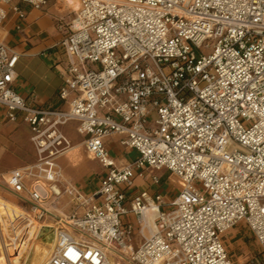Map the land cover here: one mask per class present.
<instances>
[{
	"label": "built area",
	"instance_id": "built-area-1",
	"mask_svg": "<svg viewBox=\"0 0 264 264\" xmlns=\"http://www.w3.org/2000/svg\"><path fill=\"white\" fill-rule=\"evenodd\" d=\"M12 1L0 0V26L11 5L18 31L21 4H48ZM76 1L59 23L67 110L28 105L11 85L19 54L0 44V107L29 126L36 155L0 176L22 214L0 224V239L48 226L55 239L42 264H233L224 234L242 222L264 264V0ZM71 122L105 170L92 194L58 162L74 147L62 130ZM112 136L136 158L118 166ZM162 170L181 183L170 203L155 189ZM135 178L148 187L132 193ZM64 195L76 204L70 214L59 208Z\"/></svg>",
	"mask_w": 264,
	"mask_h": 264
},
{
	"label": "crops",
	"instance_id": "crops-1",
	"mask_svg": "<svg viewBox=\"0 0 264 264\" xmlns=\"http://www.w3.org/2000/svg\"><path fill=\"white\" fill-rule=\"evenodd\" d=\"M50 1L51 0H48V3ZM57 1H59L60 4L63 1L66 2L67 0ZM71 1L72 5L71 9H69L70 11L67 17L68 21L71 19V15L78 7V3L75 0ZM17 2L18 0L14 4ZM21 7L26 12V19L23 21L22 31L16 30L17 18L14 12L11 10V5L6 6L7 18L0 26V44L8 45L19 54L11 84L12 88L25 100L28 105L32 107L47 110H67L68 101H62L58 97V88L61 84L62 75L66 69V57L62 47L59 44L62 36L65 33V28L60 30L59 27V22L62 21L59 20L58 24L56 25L51 22V18L48 15V4L42 10H33L24 5ZM73 124L75 131L76 123ZM20 126H23V139L17 140L16 131ZM65 127L66 126H64L62 130L70 138L74 146L71 151L76 148H83L86 155L97 162V160L87 154L84 146L81 144L82 137H80L75 131L79 139L73 141ZM25 128H27V131ZM30 135L31 132L28 125L20 121L10 122L6 120L5 110L0 107V176L12 169L23 168L35 163L36 155L30 142ZM113 138H115V140H113ZM120 138V136H112L105 140V145L110 156L111 153L108 149V145L112 141H114L112 143L120 145ZM120 147L124 148L121 145ZM111 158L115 160L118 166H122L130 162L122 163L120 160H117L112 156ZM5 161H8L9 164H4ZM62 172L66 180L75 185L80 192L87 195L92 194L98 188L99 181L104 176L105 170L100 165V171H98L97 174H94V176L97 177V181L96 185H92V189L88 187L86 188L85 184L80 185L76 183L75 180L71 179L67 174L64 173L63 168ZM84 173L85 171L83 174ZM147 182L148 178L146 180H142V183L139 185V187L134 185V187L131 189V192L135 193L140 189L148 187ZM87 189L88 191H86ZM64 196L60 199V202L64 199ZM12 198H14L12 194L0 190V199L2 201L5 200L14 206H17L18 203L12 202ZM70 204V199L64 200L63 204L60 203L59 208H61L63 213L68 214L64 211V209ZM20 213L21 212L17 214ZM0 214L12 213L7 211L5 208H0ZM1 223L6 227V224L2 218ZM3 242H5L4 244L6 247H9L8 242L4 240ZM1 243L2 239H0V244ZM0 254H2L1 249Z\"/></svg>",
	"mask_w": 264,
	"mask_h": 264
},
{
	"label": "rangeland",
	"instance_id": "rangeland-1",
	"mask_svg": "<svg viewBox=\"0 0 264 264\" xmlns=\"http://www.w3.org/2000/svg\"><path fill=\"white\" fill-rule=\"evenodd\" d=\"M17 0H13L12 4H14ZM72 1L67 0L66 2H62L59 4L57 0H51L48 3L49 7V17L51 18V22L55 25L58 24V21L61 20L62 24L68 22V14L69 9H71ZM22 6V5H21ZM73 15V14H72ZM71 15V17H72ZM151 119L156 118L155 112H152L150 115ZM23 126L19 127L16 131V139L21 140L23 139ZM66 130L72 137L73 141L79 139L78 135L74 131V124L66 125ZM27 131V128H25ZM115 140V138H113ZM114 142V141H112ZM110 143L108 145V149L111 153V156L117 160H120L122 163H126L132 161L136 158V153L134 151L127 150V148H121L119 144ZM63 168L65 174H67L71 179L75 180L76 183L82 185L85 184L86 188L92 189V185H96L97 177L94 174H97L100 171V165L92 160L90 157L86 155L83 148H76L73 151L67 153L63 157H61L58 161ZM4 164H9L8 161L4 162ZM85 173L83 174V172ZM155 175L159 177L160 185L156 190L161 191L164 196V200L167 203L173 200L175 195L180 188V181L174 175L170 174L166 170L154 172ZM87 176V177H86ZM86 177V178H85ZM142 183V180L139 178L134 179V185L139 187ZM149 183V182H147ZM97 187V186H96ZM94 187V188H96ZM85 188V189H86ZM89 189V190H90ZM153 187L150 188V191L155 190ZM88 191V189L86 190ZM69 196L65 195L64 199L60 202L61 204L64 203V200H68ZM12 202L18 203V200L14 197L12 198ZM76 209V204L71 203L70 205L66 206L64 211L68 214L72 213ZM78 213H81L80 209H77ZM1 218L3 219L6 226L11 225L8 221V217L12 218V221H16L21 215H13V214H1ZM8 216V217H6ZM0 218V220H1ZM13 222V223H14ZM0 224L1 221H0ZM3 225V224H2ZM4 226V225H3ZM16 224L14 225V227ZM4 228V227H3ZM21 228L14 230H8L5 236L9 237L10 239L7 240L9 247L7 249L12 251L14 248V243L17 242V246H20V243L23 241L28 242L30 244L32 242L33 248L31 250H36L40 243L45 244L52 248L54 243V231L50 230L48 226L42 225L40 229L36 227L28 228V235L25 234L26 232L20 231ZM21 233V234H20ZM16 234V235H15ZM18 235V236H17ZM30 239V240H29ZM138 242L137 238H134V244ZM224 244L229 253V256L233 262V264H256V261H259L261 258V248L256 241V239L252 236L251 232L248 230L244 223H239L229 231L224 234ZM2 253V251H1ZM2 254H0V257ZM26 254L21 259V264L24 263ZM37 260L29 257L27 258L26 264H36Z\"/></svg>",
	"mask_w": 264,
	"mask_h": 264
},
{
	"label": "bare ground",
	"instance_id": "bare-ground-1",
	"mask_svg": "<svg viewBox=\"0 0 264 264\" xmlns=\"http://www.w3.org/2000/svg\"><path fill=\"white\" fill-rule=\"evenodd\" d=\"M0 208H5L7 211H10L13 215H22L21 213L17 214L20 212V210L16 206H14L13 204L5 200L2 201L0 199ZM1 216L2 215L0 214V217ZM8 221L10 224H13L14 222L12 221L11 217H8ZM41 226L42 225L40 226L35 225L34 227H36L37 229H40ZM4 243L5 242H3V239H2V243L0 244V247H1L0 249L2 251V256L0 257V264H6L8 261H10L12 264H21V262L23 261V260L21 261V259L23 258L25 254L26 256H25V260L23 264H26L27 258L29 257L33 258L34 260H37L36 264H42L51 251V248L49 246H46L45 244H42V243L38 245L36 250L32 251L31 250V248H33L32 242L28 244V242L26 241H23L22 243H20L19 247L17 246V242H13L14 248L12 251H9Z\"/></svg>",
	"mask_w": 264,
	"mask_h": 264
}]
</instances>
